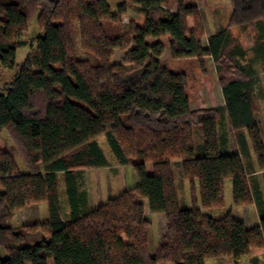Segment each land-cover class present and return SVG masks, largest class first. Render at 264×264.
I'll list each match as a JSON object with an SVG mask.
<instances>
[{"label":"trees","instance_id":"obj_1","mask_svg":"<svg viewBox=\"0 0 264 264\" xmlns=\"http://www.w3.org/2000/svg\"><path fill=\"white\" fill-rule=\"evenodd\" d=\"M171 1L125 0L114 13L108 0H0V69H17L37 10L41 32L0 92V248L8 253L0 254V264H205L226 257L238 263L264 253L263 210L253 228L232 213L217 218L205 212L225 205L228 179L235 205L253 204L250 143L264 171L257 72L230 32L250 26L254 52L264 58V0H230L229 26L208 37L206 46L198 2L180 0L175 13ZM131 6L144 24H124ZM165 37L175 59L212 58L224 106L192 107L187 72L160 59ZM118 50L126 52L125 63L113 61ZM227 125L238 133L241 155L228 151ZM3 131L13 148L1 141ZM103 135L120 164L133 166L139 183L89 210L79 176L109 166L97 142ZM15 154L28 173H20ZM176 168L183 187L185 180L200 183L201 206L181 205ZM62 173L71 207L67 220L59 206ZM145 200L152 213L167 218V234L154 254ZM44 202L50 204L47 222L11 224L18 211Z\"/></svg>","mask_w":264,"mask_h":264},{"label":"rangeland","instance_id":"obj_2","mask_svg":"<svg viewBox=\"0 0 264 264\" xmlns=\"http://www.w3.org/2000/svg\"><path fill=\"white\" fill-rule=\"evenodd\" d=\"M108 1L112 7V11L115 13L118 10V5L125 0H108ZM179 1L180 0L171 1L170 9L175 13L178 12ZM185 1H189V0H185ZM196 1L200 6L203 20L206 25V31H207V36L205 39V46H206L208 37H210L213 33L219 31L220 29L227 28L229 26V20L233 9V4L231 3L230 0H196ZM39 14H40V10H37L35 14L31 17L28 25V30L23 36V39L27 42V46L19 49L18 59H17L18 61L17 69L14 71L0 69V92H5L7 90V87L13 81L14 77L18 74L20 67L24 64V62L28 58L31 52L30 41L34 39L37 35L41 34L38 26ZM123 19L125 25H128L131 21H135L139 24H144L145 22V19L141 15V13L135 7L132 6L130 7L128 13L124 15ZM230 32L233 33V35H235L236 37L240 38L242 46L244 47V49H246L248 53V60L253 62L254 67L258 73V76L256 77L259 78L260 77L259 73H260L261 78L263 77L264 80V73L261 72V70L264 68V58H262V56L259 55L256 56L254 52L256 43L254 39L255 33L253 32L252 28L250 26L235 27L230 29ZM148 41L150 44H154L156 42V39L150 38ZM162 41L163 43H165L166 50L164 55L160 59L167 61L168 64L175 70L185 71L188 74L187 93L191 98L192 107L212 108V107L221 106L224 103V96L222 93V89L219 85L217 68L213 63L212 58L205 57L202 63L196 58L175 59L172 57V53L168 43V38L165 37L162 39ZM77 48L79 49V53H81L82 50H80L81 49L80 44L77 45ZM125 57H126V52L118 50L113 58V61L115 63H125ZM127 66L131 67L132 65L127 64ZM258 90L261 89L258 87ZM1 141L5 145L13 148L12 138L7 131H3V133L1 134ZM97 142L102 146L103 150L109 157L110 167L102 170H88V172H86V175L91 180L90 189L91 191L95 192L93 193L94 195L96 194L97 191V185L98 186H103V184L105 185L104 186L105 192L103 193L104 196H102L101 201H99L103 203L106 200H108L107 197L109 195L107 196L106 193L107 194L113 192L115 193L118 190L114 186V188H111L110 189L111 191L109 190L108 192L106 187L112 179L116 180V175L114 174L119 173L122 170V168L120 167L122 166V164L118 162V160L114 157V154L111 152V146L109 144L107 135L100 136L97 139ZM15 159L19 166L20 173L22 174L28 173V169L23 158L19 154H15ZM126 172L129 174L128 175L129 184L131 182V177H130L131 172L134 175V179H136L137 182L139 181L138 176L135 173V170L132 166L126 168ZM149 172L152 173V165H149ZM180 172L181 171L178 170V168L175 169L181 205L187 207H193L195 206V203H198V205L201 206L202 202H201L200 183L198 182V180H196L194 184L190 180H185V185H184L185 187H183V184H181L180 182L181 179ZM79 178L82 185L83 180L80 176ZM59 194L61 198L63 197L65 198L67 196V185H66L65 177L64 179L62 178L60 181ZM224 195H225V205L222 208L213 209L212 215L215 217H220L232 209L235 211V214L237 216L241 215L243 206L235 205L232 179H228L225 182ZM95 204H97L96 206H98L100 203L97 202ZM49 206L50 204L48 202H44V203L33 204L25 209H29V208L31 210L40 209L42 214L44 215L46 214L45 216H47L48 218ZM44 218L46 217H43L39 220L45 221L46 219ZM16 220L17 218H13L11 224L12 225L16 224ZM31 221H35V220H31ZM155 229H156V233L153 235L152 234L149 235L150 249H151V253L153 254L156 250L159 241L161 240L159 238H161L162 230H163L161 229L159 223L155 224ZM0 254L3 258L8 257V253L4 248H0ZM257 257L243 256L238 263L232 257L208 259L205 261V264H264V253L258 254Z\"/></svg>","mask_w":264,"mask_h":264},{"label":"crops","instance_id":"obj_3","mask_svg":"<svg viewBox=\"0 0 264 264\" xmlns=\"http://www.w3.org/2000/svg\"><path fill=\"white\" fill-rule=\"evenodd\" d=\"M261 72L264 73V68L261 70ZM256 76H258V73ZM259 76L260 77L259 78L256 77V80H255V88L257 89V101L259 103V111L257 113V122H258V125L260 128V131H261L262 139L264 141V80H263V77L261 78L260 73H259ZM258 87L261 90H258ZM224 105H225V99H224V103L221 106H224ZM227 126H228L227 129L229 131V139H230L228 151L231 154H240L241 155V148H240L238 140H237L238 133L235 132L229 125H227ZM248 141H249V139H248ZM249 143H250V141H249ZM249 146H250V158L246 159V163L248 164V167H249V174H248L249 184H250V187L252 188L254 194L256 195L255 200H254L253 204L242 207V214L241 215L237 216L233 209L229 210L226 214L232 213L233 216H235L236 218L245 221L248 228H253V227H255L261 223V210L264 211V171H262L259 168L258 160H257L256 155L254 154L252 147H251V143ZM101 148H102V146H101ZM111 152H112V149H111ZM104 153H105V151H104ZM105 155L108 159L109 166L89 168V169H86L80 173V177L83 180V184H82L81 188H82V190H85L87 192L88 209L89 210H93L94 208L97 207L96 206L97 204H95V203H97V202L100 204L102 203L99 201H101L102 196H104L103 193L105 192V187H104L105 185L104 184H103V186L97 185V191H96V194L94 195L93 193H95V192L91 191V189H90L91 188L90 187L91 186V180L86 175V172H88V170H102V169H106V168L110 167L109 157L107 156L106 153H105ZM114 157L117 159V157L115 155H114ZM118 162H119V160H118ZM129 166H132V165L120 166L122 168V170L119 173L114 174V175H116V180L112 179L108 183V185L106 187L108 192L111 188H114V186L118 189L115 193L114 192L108 193V194L106 193L107 196L109 195L107 197L108 199L114 195L121 193L126 188L134 187L139 183V181L137 182L136 179H134V175L131 172V174H130L131 182L129 184V181H128V175L129 174L126 172V168H128ZM148 170H149V165H148ZM62 178L64 179L63 173L60 174V181ZM130 185H132V186H130ZM145 205H146V216H147L148 220L151 222L150 232H152V233L149 232V235L150 234L153 235L156 233L155 224L159 223L161 229H163L161 238H159L161 240L159 241L158 244H160L163 241L164 236L167 234V218H166V215L163 213H159V214L152 213L150 210L149 202L147 200H145ZM59 206H60V210H61V214H62L63 219H65V220L69 219L70 215H71V207H70L68 195L65 198L64 197L61 198L60 194H59ZM212 210L213 209L206 210L205 212L210 214L211 216H213ZM226 214H224V215H226ZM45 215L42 214L40 209L31 210L29 208V209L19 211L16 213V215L14 217V218H17L16 224H14V226L28 225V224H39V223L47 222L50 219V206H49L48 218ZM43 217H46V218H44V219H46L45 221L39 220ZM213 217H215V216H213ZM220 217H222V216H220ZM217 218H219V217H217ZM31 220H35V221H31ZM254 257H257V256H254Z\"/></svg>","mask_w":264,"mask_h":264}]
</instances>
